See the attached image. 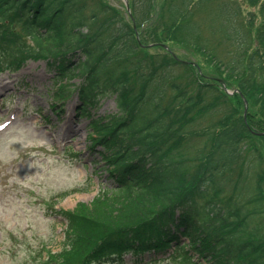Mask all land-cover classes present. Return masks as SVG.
<instances>
[{
    "label": "trees",
    "instance_id": "trees-1",
    "mask_svg": "<svg viewBox=\"0 0 264 264\" xmlns=\"http://www.w3.org/2000/svg\"><path fill=\"white\" fill-rule=\"evenodd\" d=\"M182 1L0 0V76L45 61L51 106L78 96L112 184L62 211L50 264H264V0L216 8L192 41L179 29L209 1Z\"/></svg>",
    "mask_w": 264,
    "mask_h": 264
},
{
    "label": "rangeland",
    "instance_id": "rangeland-1",
    "mask_svg": "<svg viewBox=\"0 0 264 264\" xmlns=\"http://www.w3.org/2000/svg\"><path fill=\"white\" fill-rule=\"evenodd\" d=\"M208 1L195 3L179 29L180 38L210 37L207 24L216 8L240 5L244 17L255 9L247 0ZM52 75L45 61L31 60L0 76V264H50L51 251H60L67 239L69 221L62 211L80 202L91 206L101 189L112 186L105 172L95 173V158H101L88 149L89 120L77 115L78 96L67 101L62 117L51 106ZM97 110L116 111L115 98L103 97ZM147 264L184 261L178 257Z\"/></svg>",
    "mask_w": 264,
    "mask_h": 264
},
{
    "label": "water",
    "instance_id": "water-1",
    "mask_svg": "<svg viewBox=\"0 0 264 264\" xmlns=\"http://www.w3.org/2000/svg\"><path fill=\"white\" fill-rule=\"evenodd\" d=\"M125 2H126V5H127V8L130 10L129 1L128 0H125ZM245 104H246V108H245V116H246V111H247V108H248V101H247V99H245ZM257 133L264 134V132H257Z\"/></svg>",
    "mask_w": 264,
    "mask_h": 264
}]
</instances>
